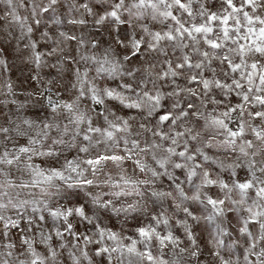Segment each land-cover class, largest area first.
I'll use <instances>...</instances> for the list:
<instances>
[{
    "label": "snow or ice",
    "instance_id": "1",
    "mask_svg": "<svg viewBox=\"0 0 264 264\" xmlns=\"http://www.w3.org/2000/svg\"><path fill=\"white\" fill-rule=\"evenodd\" d=\"M2 3L8 9L6 17L33 33L28 17L18 13L24 0ZM58 6L59 0L46 4L31 0L34 23L41 24L39 17L48 15L60 25ZM68 12L78 13L67 20L74 26L87 25L85 16L92 17L93 26L104 30L110 43L101 55L80 57L92 68L74 70V98L45 97L50 118L4 116L5 123L0 124V236L10 237L27 221L20 241L23 252L17 254L10 238L0 241V264H64L65 252L71 264H181L178 258H166V250L171 246L173 257L185 252L198 256L195 228L201 225L210 226L220 264H241L239 256L225 258L219 251L231 235L233 219L246 244L243 264H264V0H219L218 6L208 0H71ZM59 36L78 46L88 43L64 31ZM42 37L50 38L48 32ZM90 43L93 48L99 44ZM26 47L31 48L36 67H41L44 53L37 51V42ZM117 48L124 50L122 58ZM133 61V67H125ZM0 65L7 67L3 58ZM116 77L123 81L117 87L97 83ZM5 87L10 95L11 81ZM85 97L91 107L105 106L96 111L95 119L91 109L81 108ZM109 102L135 114L118 115ZM23 107L18 104L17 110ZM137 116L146 121L139 127L150 134L143 141V133L134 132L130 123ZM189 122L207 134L194 133L186 127ZM53 160L58 163H50ZM243 169L247 171L241 179L238 170ZM135 173H147L151 180ZM157 178L169 183L168 190L158 187L149 192L161 210L149 213V222L139 224L134 236H124L99 219L96 213L112 206L111 197L144 195L141 186ZM61 186L87 189L96 211L83 202H55ZM167 201L175 212L163 207ZM137 207L133 203L112 211ZM37 219L51 221L50 230L40 228L38 240L28 234ZM173 221L192 250L180 247ZM79 224L93 231L80 232ZM239 244L237 239L226 247L231 253Z\"/></svg>",
    "mask_w": 264,
    "mask_h": 264
},
{
    "label": "rangeland",
    "instance_id": "2",
    "mask_svg": "<svg viewBox=\"0 0 264 264\" xmlns=\"http://www.w3.org/2000/svg\"><path fill=\"white\" fill-rule=\"evenodd\" d=\"M42 4H46L47 0H38ZM71 0H59V6L57 8V15L62 19L60 25H55L49 19L48 15L39 17L41 19V24L36 25L34 19L31 15V0H24L25 7L18 8V13L22 17H28L27 24L31 25L34 29L33 33L28 34L25 29H22L19 23L11 21V17L7 16L6 13L8 9L3 3H0V58H3L6 61L7 67L0 65V101L8 100L7 105L0 103V124H4V116H11L13 120L19 116H26L33 119H42L45 117L51 116V110L46 105L45 97L52 95L54 99H57V94H59L60 99L70 100L74 98L77 90L72 88V83H75L74 70L79 68L83 71L86 67L91 66V62H85L80 59L81 55H101L105 48L108 47L110 43L109 35L102 29H98L93 26L91 23L92 17L85 16V19L89 21L87 25H71L67 23V20L70 16H77L78 13H69L68 6ZM83 2V0H77V3ZM209 4L218 6L219 0H208ZM99 11V9H97ZM82 11V10H81ZM154 27H159L155 25ZM64 31L70 35H75L79 38H83L86 42L82 46H78L77 41L69 40L65 41L63 37L59 36V32ZM43 32H48L50 38L42 37ZM36 41L38 44L37 51L44 53L43 63L41 67L37 68L32 57V50L30 47H26L30 41ZM99 42L98 47L93 48L91 41ZM59 41V43H57ZM53 49L56 51L53 52ZM116 53L122 58L124 50L117 48ZM178 54V53H177ZM135 61L132 64H126L125 67H133ZM94 75V72L90 71V76ZM125 80H128L133 83L135 86V81L131 77H124ZM11 81L13 85V92L8 95L7 89L5 87L6 82ZM97 83L101 87L111 86L117 87L119 84L123 83L120 77H116L114 80L111 78L105 79L100 78L97 80ZM179 83L183 84L184 81L181 79ZM51 89V92H48L47 89ZM165 90H170L166 86ZM15 100L17 104H12L11 101ZM84 104L90 105L91 102L85 97L82 101ZM23 104L22 109L17 110V105ZM110 107L113 112L118 115H123L125 117L135 114V112H129L126 109H123L117 102H109ZM96 111H101L103 106H92ZM211 107V106H210ZM154 123V119L152 120ZM102 124V119L98 121ZM150 135V134H148ZM248 138H252L250 135ZM23 143L24 140L19 141ZM215 152V150H213ZM41 159H37V163H40ZM43 166H48L44 164ZM126 166L129 169L131 174L132 165L131 162H127ZM246 169L238 170L239 177L243 179L246 175ZM179 179L183 181L184 177L180 170H176ZM164 182L168 187L165 190H168L169 183L166 178ZM164 187V185H161ZM187 187V186H186ZM212 194H217L216 190L213 189ZM163 207L168 210L169 213L175 212L174 205L171 201L163 203ZM161 210V203H153L151 209L152 214H155ZM198 211V209H196ZM9 215H12L9 212ZM177 218H182L181 213H176ZM150 217L140 216L138 219H135L129 222L126 225L119 224L115 219L111 222L105 221L104 223L113 227L117 231H121L124 236H134L135 228L141 223L149 222ZM173 228L175 234L180 237L181 243L180 247L190 248L189 242L184 236L183 229L179 225H176L173 221ZM27 227V221H22L20 226L17 229H13L10 233V237L0 236V241L6 242L9 238L16 243L17 245V254L20 255L23 252L20 241L21 237L24 234V229ZM43 227L45 230L51 229V221H39L31 225V232L29 235H32L38 240V232L40 228ZM204 225L195 228L197 234V239L199 241L198 248L195 249L199 252V255L192 257L188 252L180 254L177 257H173L171 246L166 250V258L173 259L178 258L181 260V264H220L219 258L214 255L215 249L209 241L212 237L209 235L208 228ZM235 220L231 225V235L230 237L225 238V247L219 249L222 255L225 258L235 259L236 256H239L241 259V264H243V248L246 247V244L236 231ZM77 230L80 232H87L91 234V226L86 227L84 224L77 225ZM69 239H71L69 237ZM240 240V244L236 249L230 251L227 249L226 245L233 240ZM53 243L56 241L54 239ZM94 245H90L89 248H94ZM37 248L41 252L46 253V248L44 245L37 243ZM190 250H192L190 248ZM155 251V249H154ZM176 252L179 253V248L176 249ZM67 253H64V264H71L70 261L66 259ZM21 258H24L21 256ZM97 260L100 258L97 257ZM254 259V258H252ZM86 264V262H85Z\"/></svg>",
    "mask_w": 264,
    "mask_h": 264
},
{
    "label": "clouds",
    "instance_id": "3",
    "mask_svg": "<svg viewBox=\"0 0 264 264\" xmlns=\"http://www.w3.org/2000/svg\"><path fill=\"white\" fill-rule=\"evenodd\" d=\"M0 3H2V0H0ZM81 56H83V55H81ZM86 68H89L91 70L92 67L88 66ZM104 107L105 106H103L102 109ZM81 108L82 109H91L89 114L92 115L94 119L96 118L97 113H96L95 108H92L90 105L84 104L83 102L81 103ZM111 111H113L112 108H111ZM145 122L146 121L144 119H142L141 116H137L135 120H130L133 131L143 133V135H141V137H140L141 141L144 140L145 136H150V135H148V133H144V130L139 127V125L141 123H145ZM148 126L151 127L152 124L149 123ZM186 127L192 128L194 133H195V131H200L202 136L207 134V133H205V131L202 128H198L196 126L195 122H189L186 125ZM228 158L231 159L232 156L229 155ZM241 162H242V158H241ZM50 163L56 164L58 162L53 160V161H50ZM134 172H135V170L132 169L131 174H133ZM135 174L139 178L151 180L150 175L147 173H143V174L135 173ZM99 178L104 179L103 176H101ZM177 178H179V176ZM161 185H164V187H162V190H165V188L168 187V185L165 184L164 179L157 178L155 182H152L146 186L145 185L141 186V187L146 189L144 195L111 197V199L113 201L112 206L107 208V209H100V211L97 212L96 214L99 217V219L102 220L103 222H105V221L111 222L113 219H115L122 226L128 224L129 222H131L135 219H138L140 216H147L151 212V209L153 207V201H152V199L149 198V192L151 189L161 187ZM58 191L61 193V195L56 196L54 198L55 202L62 203L65 205H67L69 201H71L73 204H75L77 202H83L86 204H90L91 197L88 195L87 189H79V190L78 189H71V190H69V189H66L65 187L61 186L58 189ZM37 195H39V193H37ZM50 199H52V198H50ZM133 203L138 205L137 209L134 211L120 212V213H114L112 211V208H122V207L126 208L128 204H133ZM90 206L93 207V211L95 212L96 211L95 206H92L91 204H90ZM210 241H209V243H211L213 245V247L216 249V245H215L214 241H211V242ZM57 250L59 251V249H57ZM175 252H176V250H175Z\"/></svg>",
    "mask_w": 264,
    "mask_h": 264
}]
</instances>
